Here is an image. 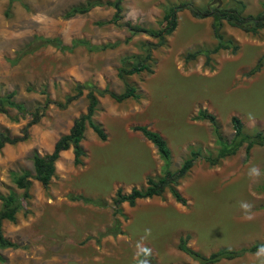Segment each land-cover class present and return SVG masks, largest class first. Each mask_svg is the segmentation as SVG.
I'll list each match as a JSON object with an SVG mask.
<instances>
[{
    "label": "rangeland",
    "instance_id": "obj_1",
    "mask_svg": "<svg viewBox=\"0 0 264 264\" xmlns=\"http://www.w3.org/2000/svg\"><path fill=\"white\" fill-rule=\"evenodd\" d=\"M90 1L100 4L67 18L73 8ZM113 1L0 0V102L12 93L10 100L24 108L21 112L5 105L6 112L0 110V134L21 136L32 114L47 106L39 122L27 129L26 141L0 149V196L13 193L22 205L15 222H2L4 238L16 245L0 250L2 264H133L135 244L146 228L151 229L146 241L153 252L151 264H199L178 249L185 235L190 237L187 246L204 256L264 242V146H254L248 158L243 144L215 166L207 161L232 141V116L241 120L245 134H264V63L251 74L264 55V28L252 34L223 21V41L236 49L211 54L208 65L204 53L186 60L188 54L217 45L212 17H194L191 8L256 16L264 12V0H122L120 26L110 22L114 9L107 3ZM182 5L186 8L178 10L175 30L163 42L146 34L130 37L122 26L158 31L164 28L163 16ZM46 39L59 44H46ZM147 55L150 72L118 77L123 66L130 68ZM125 84L135 88L137 99L117 103L100 94H120ZM90 90L98 99L92 120L106 140L87 125L82 164H73L72 148L60 153L49 185L31 179L29 198H23L14 180L25 171L34 175L32 154L52 152L73 120L86 112ZM200 110L215 117L221 144L211 124L196 118ZM134 126H146L164 138L172 172L191 152L199 154L177 182L185 205L167 188L133 207L122 203L113 217L117 190L126 195L144 188L148 174L155 180L163 176L162 160ZM253 165L262 172L256 182L247 176ZM76 195L106 205L70 199ZM240 201L253 205V220L242 218ZM253 254L216 264H259Z\"/></svg>",
    "mask_w": 264,
    "mask_h": 264
},
{
    "label": "trees",
    "instance_id": "obj_2",
    "mask_svg": "<svg viewBox=\"0 0 264 264\" xmlns=\"http://www.w3.org/2000/svg\"><path fill=\"white\" fill-rule=\"evenodd\" d=\"M15 0H10L13 2ZM100 3L95 1L87 2L84 6H79L73 8L67 14V18L73 17L77 14H85L91 8L98 6ZM122 0H114L112 3H107L114 9V15L112 20L110 21L114 25L120 26L119 22L122 20ZM180 8H186V5L178 6L175 8H171L169 12H167L163 16V23L164 28L158 31H154L149 28H144L136 25H131L129 23H124V26L131 36H135L138 34H146L153 38L159 39L160 42H163L164 36L169 35L173 32L177 26V19L176 15ZM191 13L194 17L197 18H207L212 17V31L215 39L217 40V45L210 51H197L192 54H188L186 56V60H193L199 54L205 55V64L208 65L210 61V55L215 54L220 50H228L231 49L234 51L236 49L235 46L231 45V43H225L223 41L222 34L220 33L222 28V22H227L230 26L241 28L245 32H250L252 34H256L259 30L264 28V12L259 13L256 16L247 15L242 16L241 11L236 12L234 9H221L218 7L214 8H207L203 13L197 12L196 10L190 9ZM129 39H127L128 41ZM46 44H55L58 43V39H46L44 41ZM77 43L82 44L81 41ZM150 55H147L144 59H139L136 65H131L130 68L123 66L119 72L118 77L122 79L124 76H130L134 74H139L144 70L150 72V68L146 63L149 60ZM264 63V55L258 60L255 67L251 70V74H255L259 72L262 65ZM78 93L77 95H79ZM100 94H108L114 101L117 103H121L126 99L129 98H138L136 94V90L129 84H125L124 91L120 94H115L113 92L104 91ZM13 97V94H9L6 98V101H1L0 103V110L5 113L6 110L4 109L5 105L11 106L18 111H24V108L20 104L14 103L10 100ZM74 97H68L65 105L71 103ZM88 105L86 108V112L84 114L79 115L76 119L73 120L72 126L69 132L65 135L59 137V139L55 142L53 146V150L51 153L40 155L36 152L32 154V168L34 175L31 176L28 172H23L20 176H17L15 181V185L18 189L23 191V198H29V188L31 186V179L36 180L42 186L47 187L55 175V163L60 157V153L63 151H67L69 148H72L73 152V164L75 166H80L82 164V157L85 155L82 147L81 141L83 139V135L85 132V128L88 125L93 132L98 136L101 140H106V134L102 127L95 123L92 120V117L96 111L98 105V99L95 95L93 90H90L87 94ZM62 105V106H65ZM46 105L43 107H39L35 113L32 114V120L27 125V127L23 130L22 135L18 137L11 138L3 133L0 134V149L3 148L5 145H14L16 143L24 142L28 138V131L27 129L37 124L42 116V113L46 109ZM200 120H207L213 129V134L216 137V142L221 144L222 138L218 132L219 127L215 117L211 114H208L204 110L198 111V115L196 117ZM231 126L234 130V136L232 141L229 145L221 146L217 153V157L214 159H207L208 163L211 166L217 165V163L228 156H232L236 153V151L245 144V157L248 158L249 152L254 146H264V134L259 132L254 136H249L243 132V124L241 120L236 117L232 116L230 119ZM134 131H139L146 140H148L156 149L157 154L159 155L160 159L163 162V176L158 179H153L151 177H147L146 179V186L141 189L132 188L129 194L123 195L120 190L116 191L115 199L113 200V204L116 210L113 212V217H116L118 214L119 206L126 202L129 206L133 207L137 200L140 199H148L153 197L161 196L164 191L168 188L172 197L175 199L177 203L185 205V200L177 191L176 186L179 179L183 178L189 170L192 168L194 161L199 157L198 153L191 152L190 157L185 159L181 166L175 171H170V156L171 152L168 148V145L164 138L157 132L149 130L146 126H134ZM71 200L73 201H83L87 204H93L98 207H105V202L103 201H94L92 199L86 198L82 195L71 196ZM0 201L2 202V209L0 210V250L7 249V248H14L16 245L9 240L5 239L2 233V222L9 221L15 222L17 212L22 208L21 202L17 198V196L13 193L8 194L6 196H0ZM115 224H118V220L114 218L113 221ZM189 235H185L179 238L178 241V249L179 251L183 252L187 256H189L194 261L198 262L199 264H216L221 260H233L235 258L242 257L247 253H255L257 247L261 244H255L248 248H241L238 250H229L223 249L217 252L210 254L209 256H204L198 251H195L187 246V242L189 241ZM3 258L0 255V264L3 262Z\"/></svg>",
    "mask_w": 264,
    "mask_h": 264
},
{
    "label": "clouds",
    "instance_id": "obj_3",
    "mask_svg": "<svg viewBox=\"0 0 264 264\" xmlns=\"http://www.w3.org/2000/svg\"><path fill=\"white\" fill-rule=\"evenodd\" d=\"M262 172L259 166L253 165L248 169V178L256 182L261 177ZM239 207L243 213V219L251 221L255 218L253 212V205L247 201H240ZM151 236V229L146 228L144 235L135 244V254L133 256V264H151L152 249L146 244L147 239ZM259 264H264V244L257 247L256 252L253 254Z\"/></svg>",
    "mask_w": 264,
    "mask_h": 264
},
{
    "label": "crops",
    "instance_id": "obj_4",
    "mask_svg": "<svg viewBox=\"0 0 264 264\" xmlns=\"http://www.w3.org/2000/svg\"><path fill=\"white\" fill-rule=\"evenodd\" d=\"M152 147H154V146L152 145ZM154 148H155V147H154ZM153 150H154V149H152V152H155V151H156V149H155V151H153ZM63 152H65V151H63ZM63 152H61V154H62ZM156 153H157V151H156ZM156 153H155V154H156ZM155 154L152 153L153 157L156 158V160L158 161L159 159L157 158V155H155ZM158 156H159V155H158ZM159 158H160V157H159ZM157 165H158V167H161V166H160V165H161V162H158ZM149 175H150V174H148V175L146 176V179H147V177H149ZM145 186H146V185H145ZM138 201H139V200H138ZM138 201H137V202H138ZM124 203H126V202H124ZM127 204H128V203H127ZM137 205H138V204H137ZM243 256H244V255H243ZM239 258H240V257H239ZM235 259H236V258H235ZM233 260H234V259H233ZM229 261H231V260H229Z\"/></svg>",
    "mask_w": 264,
    "mask_h": 264
}]
</instances>
